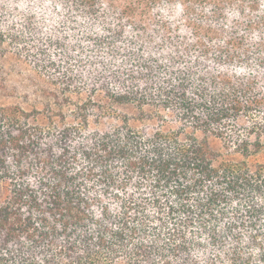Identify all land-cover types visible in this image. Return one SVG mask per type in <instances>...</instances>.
<instances>
[{"label":"trees","instance_id":"16d2710c","mask_svg":"<svg viewBox=\"0 0 264 264\" xmlns=\"http://www.w3.org/2000/svg\"><path fill=\"white\" fill-rule=\"evenodd\" d=\"M0 264H264V0H0Z\"/></svg>","mask_w":264,"mask_h":264},{"label":"rangeland","instance_id":"374dc122","mask_svg":"<svg viewBox=\"0 0 264 264\" xmlns=\"http://www.w3.org/2000/svg\"><path fill=\"white\" fill-rule=\"evenodd\" d=\"M7 85L12 90L16 89L17 91H19L21 84L17 73H11V75L8 77Z\"/></svg>","mask_w":264,"mask_h":264}]
</instances>
